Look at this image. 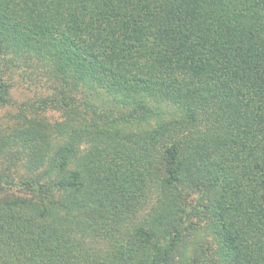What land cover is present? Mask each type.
Here are the masks:
<instances>
[{
    "label": "trees",
    "instance_id": "1",
    "mask_svg": "<svg viewBox=\"0 0 264 264\" xmlns=\"http://www.w3.org/2000/svg\"><path fill=\"white\" fill-rule=\"evenodd\" d=\"M32 61L0 264H264V0H0V111Z\"/></svg>",
    "mask_w": 264,
    "mask_h": 264
},
{
    "label": "rangeland",
    "instance_id": "2",
    "mask_svg": "<svg viewBox=\"0 0 264 264\" xmlns=\"http://www.w3.org/2000/svg\"><path fill=\"white\" fill-rule=\"evenodd\" d=\"M52 79L53 78L47 75L34 61L31 62V65H25L23 71L21 69L17 72L14 79L15 86L12 91L14 103L6 106L0 111V138L10 133L12 129L18 126L20 122V112L24 107L29 109V103H34L41 99L53 97L55 94H60V87L56 89L59 84L55 83ZM67 93L69 92L67 91ZM82 96V92L77 95L79 98ZM44 115L48 118V121L53 124L60 120V115L55 110H51ZM7 169H10L11 174L19 181L35 180L44 173L43 170L30 171L27 169L23 156L11 161L6 154L0 158V172ZM14 196L29 197L34 195L24 192L12 194L8 191L0 190V198Z\"/></svg>",
    "mask_w": 264,
    "mask_h": 264
}]
</instances>
